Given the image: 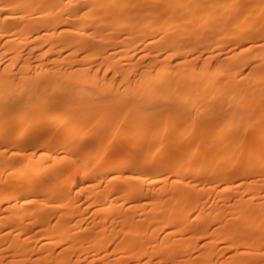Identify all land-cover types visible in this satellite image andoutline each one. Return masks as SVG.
Instances as JSON below:
<instances>
[{
  "label": "bare ground",
  "instance_id": "obj_1",
  "mask_svg": "<svg viewBox=\"0 0 264 264\" xmlns=\"http://www.w3.org/2000/svg\"><path fill=\"white\" fill-rule=\"evenodd\" d=\"M24 47L26 49L23 51ZM62 92L65 94L62 95ZM262 99L264 0H0V146L4 147V150L0 148V176L6 172L9 176L6 178L17 175L18 180L14 186L26 182L23 192L15 194L16 196L9 191L0 193V205L6 202L5 209H11L9 230L4 233L0 230V240L2 235H9L11 238H8L3 249L8 252L12 250L13 254L18 255V260L15 257L16 260H13L17 263L28 260L32 264L39 261L51 264L56 260L70 262L72 255L77 257L82 253L81 261L90 263L101 261L105 264H125L145 259L144 264H156L151 261L154 256L157 258L159 255V261H162V257L167 258L169 250L176 253V248L182 244L177 245L179 237L176 239L174 235L187 228L208 239L203 242V257L206 254L209 256L207 262L232 264L228 260V251L234 237L239 235V244L244 247L240 238L244 236L246 242L247 239L250 240L253 230L256 231L259 226L264 227V200L261 204V199L259 202L256 200L259 203L256 206L254 202L256 207H247L251 206L246 201L249 196L248 199L244 196L239 197L242 199L237 197L239 200L233 198L229 201L222 198L223 193L229 191L225 187L228 183L219 189L215 188V183L222 181L228 170L235 171L240 166L229 164L233 154L237 152L234 150L235 140L232 139L234 135L231 136L229 132L232 127L247 130L254 127L256 120L262 119L258 122L260 125L255 129V134L259 133L258 140L260 133L264 135ZM93 104L100 106L92 112L97 116L96 119L108 115L109 119L118 118L126 124L124 126L130 125V128L136 130V134L132 133L135 136L132 139L135 152L125 153L127 157L113 165L103 154L97 159V166H90V155L83 152L85 163L73 162L72 167L75 169L71 172L70 180L65 181L70 175L52 173L53 188L39 185V191L33 179L35 174L39 177L44 176L43 174L46 176L47 167H44L42 161L46 153L41 152L44 157L41 154L36 155L37 157L34 155L47 137L28 139L29 143H24V140L29 135L35 136V130L61 125L70 126L69 133L67 130L60 131L64 132L60 137L61 143L66 146L72 140V145L78 146L83 138L96 132L89 133L88 121L79 118V121L70 120L68 115L71 113L68 112L75 110L88 115ZM71 127L75 134L71 133ZM124 130L126 134L123 129V133L120 132L129 141L132 137L127 135L126 128ZM50 132L58 133L53 127ZM95 138H91L93 145H99L100 139L96 142ZM48 144L53 143L51 141ZM49 146L43 145V149L47 151ZM199 146L203 147L201 151ZM12 147H16V152L11 153L18 155L19 159L10 165L8 163L7 167L4 166V158L7 156L5 149ZM254 155L261 164L256 165L252 170L254 172H251L249 169L252 166L247 160L244 174H254L263 169L264 154ZM94 166L98 177L107 175L106 181L110 183L107 182L106 188L99 191L102 192V199L98 198V191L88 190L89 194H85L87 208H84L89 209L92 215L87 218L89 214H86L83 219L80 208H76L78 205L74 208L69 205L73 200L76 205V200L71 199L70 195V198L67 197L64 190L90 180ZM29 170L30 175L27 173ZM48 171L51 172L50 168ZM210 172L214 176L211 178L209 174L210 177L206 179V173ZM25 173L29 177L25 178ZM167 173L170 174L169 177ZM239 173L242 174L241 171ZM196 175L204 177L202 183ZM153 179L155 185L151 186L148 181ZM198 182L203 184L200 188H204H198L200 192H206L202 201V197L199 199L198 194L193 193L196 190H189L190 184L196 185ZM231 183L229 184L232 186ZM229 189L232 191L231 187ZM220 190L223 191L222 194L215 192ZM244 190L245 188L242 192ZM211 193L212 197L209 196ZM231 193L232 196L235 195L234 192ZM59 195L62 199V195H65L67 199L60 200ZM252 197L253 195L250 199ZM55 199L58 205L66 204L69 208L61 213L62 220L65 219L70 225L61 221L65 225L58 223V226L55 223L57 225L52 227L53 224L49 225L50 218L45 222L50 227L43 228V223V227L41 225L39 229L45 230L44 233H38L40 236L35 237L34 244L30 246L27 242L29 234L24 229L31 230L32 224H27V220V225L22 224V229L21 220L32 219L31 213L36 210L44 211V204ZM141 200L145 202L142 203ZM249 201L253 205V200ZM20 204L21 207H28L21 209ZM51 205L52 203L48 205V209ZM145 208L151 215H142L144 218H141L140 214L146 211ZM34 214L38 216L36 212ZM24 215L29 216L26 218ZM58 218L61 219V215ZM232 219H237L238 222H233ZM71 220L72 223H69ZM179 225H183L181 228L177 227L180 231L175 229ZM167 227H172L169 231L176 230L177 233L172 234L175 239L172 238L168 247H165L166 241L169 242L168 237H171ZM145 229L149 232V242L143 238L147 232ZM27 232L31 233L29 230ZM160 233L165 234H162L163 237L159 238L157 244L152 245L151 241ZM263 233L264 230L259 232V237H254L253 234L254 239L258 238L248 240L249 243L246 242L248 245L244 248L259 246L256 249L258 251L261 245L259 242H264ZM105 236L109 237L108 242L104 241ZM69 241L72 247L75 246V252H54L57 245ZM218 244V252L213 253V248ZM244 248L243 253H246L248 250ZM262 248L259 250L264 253ZM1 249L0 243V251ZM250 250L253 251L252 248ZM212 253L214 257L210 256ZM33 255L38 256L32 259ZM252 256L250 258L253 261L255 257ZM263 260L261 261L264 262Z\"/></svg>",
  "mask_w": 264,
  "mask_h": 264
},
{
  "label": "rangeland",
  "instance_id": "obj_2",
  "mask_svg": "<svg viewBox=\"0 0 264 264\" xmlns=\"http://www.w3.org/2000/svg\"><path fill=\"white\" fill-rule=\"evenodd\" d=\"M28 45V44H27ZM26 47H28V46H26ZM26 47H24L23 48V51L26 49ZM29 49H30V46H29ZM28 48H27V51L26 52H28V50H29ZM35 50V49H34ZM26 52H24V53H26ZM46 67V66H45ZM69 83H70V81H69ZM65 93L64 92H62V95H64ZM261 102H264V99H262L261 100ZM99 105L98 104H93L92 106H91V109H90V112H89V114L88 115H85V114H83V113H79L78 111H75V110H72V111H69L68 112V114H70V115H68L69 116V119L70 120H73V121H75V120H78V118L79 119H81V120H85V122H87L88 121V127H87V130L88 129H90V130H88L89 131V133H94V132H96V133H94V134H90L88 137H85V138H83L82 139V142L78 145V146H73L72 144V140L71 141H69L67 144L68 145H66L65 146V144H62L61 142H62V140H61V134L62 133H64V132H60V131H62V130H69L70 129V126H66V127H63V126H61V125H59V126H53L52 125V127L54 128V129H56L57 131H58V133H54V134H52L51 132H50V128H52L51 126H46L45 127V129H43V130H35L34 132V134H36L35 136H31V135H29V136H27V138L24 140V143H25V141H28V142H26V143H29V140L31 139V140H33V138L34 137H44V138H46L47 137V139L46 140H48L50 143H51V141H52V143L54 144H48L49 142H46V140H44V143H43V145H44V147L45 146H49V145H51V146H49L50 148H48V150L46 151V150H44L43 149V145L41 146V148H37V150H35V155L34 156H38L39 154H41V152H43V154L44 153H46L45 155H46V157H44V155L43 154H41V156H43L44 157V159L46 158V160H44L43 159V157H42V161L44 162H42L43 163V165H44V167L47 169V173H46V176H45V174H43L44 176H40L39 177V175H37V174H35V176H34V183H35V186H36V188H38V190H39V185H43V186H46V187H52L53 188V186L51 185V183L53 182V175L54 174H52V173H60V174H62L63 176H68V175H70V176H68L69 178H67V179H65V181L67 182L68 180H70V178L72 177V175H71V172L72 171H74V169L75 168H73L72 167V164H73V162H77V164L78 163H82V161H83V163H85V161H84V159L82 158V154H83V152H84V154H86L87 155V153H88V155H90V160L88 159V161L90 162L89 163V165L90 166H93V165H96L97 166V159L98 158H100V156H102L103 154L105 155V157H106V159L108 160V162L111 164V165H113L115 162H117V161H119L120 159H122V158H124V157H127V152H129V153H132V152H135V145H133L134 144V142L132 141V139L134 140V138H135V136L132 134L133 132H134V134H136L137 132H135L136 130H134V129H132V127L130 128L129 126H124V125H126V124H124V122H121L122 120H120V119H118V118H116V119H109L108 118V115H106V117L104 116L103 118H97L96 119V117L94 116V113H92V112H95L97 109H99ZM256 106H253V108H255ZM53 108H55V107H50V109H53ZM92 110V111H91ZM81 115V116H80ZM91 115V116H90ZM80 116V117H79ZM82 116H83V118H82ZM88 116H90L89 117V120H88ZM106 119H109V121L108 120H106ZM98 120V121H97ZM106 120V122H104ZM116 120H117V122H116ZM79 121V120H78ZM99 121H101V122H99ZM262 121V119H258V120H256V122L255 123H253V126L254 127H252V128H250V129H247V130H236L234 127H232L231 129H230V135L232 136V135H234L233 136V140H235V145L234 146H236V148L234 149L235 151H237L236 152V154L234 153L233 154V157H232V159L230 160V165H240V166H236L238 169H240V168H242V169H240V170H238V169H236L235 171H234V169L232 170V169H230V170H228V172H227V174H226V176L224 177V179H222V181H219V183L217 184V183H215L216 185L215 186H217V187H215V188H221V186H223V184L225 185V184H229V183H231L232 184V186L230 185V187H231V190L232 191H230V187L228 186V184L225 186V187H228L227 189L229 190V191H225L224 193H223V191H219V192H217L218 190L217 189H215V190H217V191H215L217 194L219 193L220 194V192H221V194L223 193L224 195H223V197L222 198H226V199H229V201L231 200L232 201V199L233 200H235V198H239V197H243L244 198V196H246L245 197V199L249 196V200H253V205H252V202H250L249 200H246L247 201V204L249 203V204H251V206L249 205V206H247V207H256L259 203L261 204L262 203V200H264V167H263V169L261 168L260 169V171L258 170V171H255V173L254 174H252L251 172H254V171H252L253 170V168L256 166V165H259V164H261V162H258V160H256L257 159V157H255V155L254 154H257V153H262V154H264L263 152H264V143H263V140H264V135H261V133H260V136H259V140H258V135H259V133H257V134H255L256 133V131H255V129L260 125V123L258 124V122H261ZM84 122V123H85ZM98 122H99V124H98ZM122 124H121V123ZM87 124H86V126H87ZM102 124V125H101ZM124 124V125H123ZM94 125H95V127L96 126H98V127H96V129H95V127H94ZM106 125H107V127H106ZM121 127H120V126ZM124 127H123V126ZM99 126H101V127H99ZM118 126V127H117ZM69 127V128H68ZM67 128V129H66ZM99 128H100V130H99ZM117 128H119L118 129V131L116 130H114V129H117ZM124 128H126V131L128 130V128H130L129 130H128V133H127V135L129 136V135H131V137L132 138H130V140L128 141V137L126 138V136H124L126 133L124 132L125 130H124ZM72 127H71V133H72ZM123 129V132L125 133L124 135L123 134H121V130ZM91 130H93V131H91ZM102 130V131H101ZM121 132H120V131ZM132 130V131H131ZM134 130V131H133ZM234 130H236L235 131V133H234ZM250 130H252V131H250ZM98 131V132H97ZM100 131V132H99ZM250 131V132H249ZM255 131V132H254ZM70 131H68V133H69ZM120 132V134H117V133H119ZM122 132V133H123ZM129 132H130V134H129ZM254 132V133H253ZM70 133V134H71ZM101 133V134H100ZM234 133V134H233ZM247 133V134H246ZM58 134V135H57ZM72 134H75V133H72ZM235 134H236V136H235ZM262 134H264V133H262ZM134 137H133V136ZM94 136V137H93ZM101 136V137H100ZM105 136V137H104ZM250 136V137H249ZM255 136H257V137H255ZM97 139H96V138ZM102 137H103V139H102ZM91 138H95L94 140H96V142L97 141H99V139H100V141L101 142H99L98 144L99 145H97V143H94V145H93V142H92V140H91ZM123 140H122V139ZM29 139V140H28ZM34 139H36V138H34ZM102 139V140H101ZM256 140V141H255ZM88 141V142H87ZM132 141V142H131ZM30 142H32V141H30ZM56 142H58L57 144H56ZM128 144H127V143ZM131 142V143H130ZM238 142V143H237ZM255 142V143H254ZM45 143H46V145H45ZM83 143V144H82ZM93 145H91V144ZM133 143V144H132ZM262 143V145H260ZM132 144V145H131ZM237 144V145H236ZM246 144V145H245ZM56 145H58V146H56ZM62 145H64V147H65V149H64V147H62ZM95 145H97L96 147H95ZM53 146H56L55 148H57V149H51V147L53 148ZM131 146H133L134 147V149H133V147H131ZM261 146H262V148H261ZM59 147V148H58ZM84 147V148H83ZM93 149H92V148ZM131 147V148H130ZM199 147H201V149H199L200 151L203 149V147L202 146H199ZM250 147V148H249ZM0 148H1V150H4V147L3 146H0ZM75 148V149H74ZM242 148V149H241ZM247 148V149H246ZM14 149V150H13ZM16 147H12V148H7V149H5V151H10V152H5V154L8 156H6L5 158H4V166H6L7 165V167L11 164V163H14V161H17L18 159H19V156L17 155L16 156V154H13V153H15L16 152ZM41 149V150H40ZM59 149V150H58ZM72 149H74V150H72ZM77 149H78V151H77ZM84 149H87V150H84ZM131 149V150H130ZM238 149V150H237ZM244 149H245V151H244ZM252 149V150H251ZM0 150V151H1ZM45 152H44V151ZM52 150V151H51ZM58 150V152H56ZM63 152H62V151ZM133 150V151H132ZM241 150V151H240ZM248 150H249V152H248ZM39 151H40V153H39ZM81 151V152H80ZM239 151V152H238ZM263 151V152H262ZM11 152H13V153H11ZM66 152V153H65ZM68 152H69V154H68ZM80 152V153H79ZM86 152V153H85ZM252 154H251V153ZM256 152V153H255ZM106 153V154H105ZM126 153V154H125ZM13 154V155H12ZM53 154V155H52ZM60 154V155H59ZM241 154V155H240ZM56 155V156H55ZM61 155H62V159L60 160V158H61ZM64 155V156H63ZM103 155V156H104ZM125 155V156H124ZM252 155H254V157H252ZM36 156V157H37ZM55 156V157H54ZM97 156V157H96ZM54 157V158H53ZM57 157V158H56ZM59 157V158H58ZM195 157H198L197 155L195 156ZM238 157V158H237ZM49 158H50V160L51 159H54V160H49ZM66 158H68V160L66 159ZM69 158H71V159H69ZM75 158V159H74ZM253 158V159H252ZM81 159V160H80ZM58 160V162H56ZM67 160V161H66ZM71 160V161H70ZM76 160V161H75ZM77 160H79V161H77ZM85 160H87V159H85ZM247 160H248V163L250 164V167L252 166V168L251 169H249L251 172H249L248 170V172L251 174V175H254V176H251V175H249V173H243V169L244 168H246V163H247ZM259 160H260V158H259ZM262 160V159H261ZM260 160V161H261ZM54 161V162H53ZM87 161V162H88ZM246 161V162H245ZM5 162H7V164H5ZM47 162H49L50 164H48ZM251 162H253V163H251ZM8 163H9V165H8ZM46 163V164H45ZM55 165H54V164ZM240 163V164H239ZM247 163V164H248ZM254 163H255V165H254ZM257 163V164H256ZM138 164H140V162H138ZM242 164V165H241ZM243 164H244V166H243ZM251 164H253V165H251ZM96 166H94V168L95 169H93V172H92V178H90V180H85L84 182H82V183H79L76 187H73V188H71V189H67V190H64V194H65V192H66V194L65 195H68L67 197H69V195H70V197H71V199H75L76 200V205H75V201L73 200H71L73 203L71 204H69V205H73V208H74V206L76 207L77 205V207L76 208H80V210H79V212H81L82 213V217L81 218H83L84 219V215H88L89 214V216L87 217V216H85V217H87V218H90V216L92 215L91 214V212L89 213V209H85V208H87V205L85 204L86 202H85V197H86V195H88L89 194V192H88V190L90 189V190H94V191H98V194H99V196H98V198L100 199H102V192H100L99 193V191L100 190H104L105 188H106V184H107V182H108V184L110 183V181H106V178L108 177L107 175L105 176V177H103V175L101 176V177H98V173H97V171H96ZM73 169H72V168ZM49 168H50V173H49ZM240 172H242V174L241 173H239L238 171ZM215 171V170H214ZM245 171V170H244ZM27 173L30 175V170L29 171H27ZM27 173H25L26 175H25V178H27V177H29V176H27ZM215 173V172H214ZM213 173V174H214ZM6 174H7V172H6ZM6 174H3L2 176H0V193H3V192H6V191H9V192H11V194H13V195H15V194H18V193H21V192H23V190L25 189V186H26V182L24 181L22 184H20V186H14L15 184H16V181L18 180V176L17 175H12V177L11 178H6V177H9V176H7ZM169 173H167V177H169L170 176V174L168 175ZM208 174V175H207ZM209 174H210V176L212 175V173L210 172V173H206V175H205V178L207 179V178H209L210 176H209ZM230 174V175H229ZM234 174V176H232ZM239 174V176H240V178H239V176H237ZM242 175V176H241ZM246 175V176H245ZM259 175V176H258ZM93 176H95L94 177V179H93ZM97 176V177H96ZM200 180H201V183H202V179L204 178L203 176H198V175H196ZM214 176V175H213ZM213 176H211V178L213 177ZM229 176V177H228ZM230 176H231V178H230ZM245 177V179H243L244 177ZM247 176H249V177H247ZM4 177V178H3ZM37 177H39V179H41V181H39V179L37 178ZM48 177V178H47ZM203 177V178H202ZM239 179H238V178ZM255 177V178H254ZM99 178V179H98ZM100 178H102V179H100ZM226 178V179H225ZM237 178V179H236ZM242 178V179H241ZM258 178H260V179H258ZM3 179V180H2ZM37 179V180H36ZM99 181H98V180ZM108 179V178H107ZM236 179V180H235ZM255 179H256V181H255ZM243 180V181H242ZM105 181V182H104ZM154 179L153 180H150V181H148V182H150L149 184L152 186V184L153 185H155V183H154ZM235 181V182H234ZM255 181V182H254ZM260 181V182H259ZM262 181V182H261ZM37 182H39V184L37 183ZM104 182V183H103ZM186 182V181H185ZM187 182H189V183H191L192 181H190V180H187ZM225 182V183H224ZM234 182V183H233ZM249 182V183H248ZM42 183H44V184H42ZM46 183H48V185L46 184ZM98 183H100V184H98ZM120 183H121V181H120ZM221 183V184H220ZM237 183V184H236ZM5 184V185H4ZM50 184V185H49ZM53 184V183H52ZM247 184V185H246ZM250 184V185H249ZM253 184V185H252ZM38 185V186H37ZM87 185H89V187L87 186ZM95 185V186H94ZM99 185V186H98ZM199 185V186H198ZM203 185V184H202ZM201 184H200V182H198V184H196V185H192V184H190L189 185V190H196L197 191V193H196V191H194L193 193H195V194H198L197 196H198V198L200 199L201 197V199H200V201H202V200H204L205 199V196H206V192L204 193V191L202 192H200V190L199 189H201V188H203V187H201L200 188V186H202ZM233 185H234V187H233ZM241 185V186H240ZM88 188H87V187ZM191 186V187H190ZM251 186V187H250ZM48 187V188H49ZM83 187V188H82ZM95 187V188H94ZM96 187L98 188V189H96ZM236 187H238V189L236 188ZM247 187V188H246ZM40 188H42V186H40ZM45 188V187H44ZM57 188H58V186H57ZM87 188V189H86ZM101 188V189H100ZM197 188V189H196ZM199 188V189H198ZM223 188V187H222ZM245 188V192H242L243 191V189ZM252 188V189H251ZM86 189V190H85ZM204 189V188H203ZM202 189V190H203ZM226 189V190H227ZM240 189V191H238ZM17 190V191H16ZM41 190V189H40ZM39 190V191H40ZM192 190H191V192H192ZM237 192H236V191ZM254 190H255V192H254ZM256 190H258V191H256ZM3 191V192H2ZM250 191L252 192L251 194H250ZM16 192V193H15ZM77 192H80V194L78 195V193ZM231 192H234L235 193V195L233 194V196L231 195L232 193ZM248 192H249V194H248ZM254 192V193H253ZM69 193V194H68ZM88 193V194H87ZM231 193V194H230ZM248 195H247V194ZM74 194V195H73ZM76 194H77V196H76ZM86 194V195H85ZM201 194H202V196H201ZM204 194V195H203ZM215 194V193H214ZM216 194V195H217ZM237 194V195H236ZM254 194H256V195H258V196H254ZM13 195H12V197H13ZM65 195H62L63 196V199L65 200V199H67V198H65L66 196ZM72 195V196H71ZM84 195V196H83ZM228 195L230 196L231 195V197H228ZM251 195H253V197L250 199V196ZM16 196V195H15ZM14 196V197H15ZM65 196V197H64ZM209 196H211L212 197V193H211V195H209ZM214 196V195H213ZM219 196H221V195H219ZM69 197V198H70ZM72 197H77V198H72ZM216 199H217V196H214ZM55 198V197H54ZM53 198V199H54ZM56 198H58V197H56ZM59 198H61L60 197V195H59ZM68 198V199H69ZM84 198V199H83ZM237 198V199H238ZM62 198L60 199V200H63ZM165 199H166V197H165ZM165 199H163V200H165ZM236 199V200H237ZM239 199H242V198H239ZM238 199V200H239ZM245 199H243V200H245ZM248 199V198H247ZM261 199V200H260ZM82 200V201H81ZM84 200V201H83ZM134 199L132 198L131 199V201H133ZM146 202H150V201H148V199L146 200V199H144ZM144 200H141L142 201V203H144L145 201ZM162 200V201H163ZM259 202V200H260V202L259 203H256L257 201ZM47 201V200H46ZM49 201H51V200H49ZM53 201V200H52ZM48 202L49 204L50 203H52V205H51V208L50 209H52V208H54V209H52V210H50V209H48L49 207H48V205L49 204H47L46 205V203L44 204V211H39V210H36V211H34L33 213H31L32 214V219H30V218H28V219H23V215L22 216H20V217H22V219L23 220H21V221H23V222H20L21 223V227L24 225H27V224H32V228H31V230L30 229H28L29 231H31V233H29V232H27L28 230H26L27 228H25L24 229V227H22V229H24V232L26 231V233L27 234H29L28 235V238H27V242L29 243V245L31 246V245H33L34 243L33 242H35V237H38V233H40L41 235H42V233H44V229L43 228H46V227H48L49 225H51V224H53L52 225V227H54V226H56L58 223L59 224H61V225H65V223H60L61 221H66L65 219L64 220H62L63 218H62V214L63 213H61V212H65L66 211V209H69V208H67L64 204V206L62 205V204H60V205H58V202L56 201V199L53 201V202ZM56 201V202H55ZM59 201V200H58ZM68 201V200H67ZM70 201V202H71ZM140 201V202H141ZM144 201V202H143ZM245 201V202H246ZM4 202V201H3ZM57 203L55 206H53V204H55V203ZM60 202V201H59ZM81 202H84L83 204H81ZM138 201H136V203H137ZM139 202V203H140ZM256 203V206H255V203ZM4 203H6V202H4ZM4 203H2V205H3V207H2V205H0V214L2 215V216H4V217H0V230H1V232L2 233H4V232H7L8 230H9V227L8 226H11V209L9 208V207H6V209H5V206L7 205V204H4ZM61 203V202H60ZM80 203V204H79ZM24 204V203H23ZM25 204H28V203H25ZM24 204V205H25ZM147 204V203H146ZM5 205V206H4ZM23 205V207H28L27 205L26 206H24ZM29 205V204H28ZM62 205V206H61ZM68 205V206H69ZM22 205L20 204V208L22 209L23 207H21ZM59 206H61L60 207V209H58L59 208ZM83 208H82V207ZM56 207V208H55ZM85 207V208H84ZM145 207V206H144ZM65 208V209H64ZM71 208H72V206H71ZM147 208H149V207H147ZM147 208H145V210L147 209ZM23 209H25V208H23ZM58 210V214H56L57 213V210ZM4 210V211H3ZM54 210H56V211H54ZM82 210H83V212H82ZM84 210H86V212L84 211ZM148 210V209H147ZM145 211L144 213H142V214H140V217L141 218H144V217H146V216H149V215H151V213L150 212H148V211ZM37 213L36 215H38V216H35V214L34 213ZM42 212H44V214L42 213ZM50 212V213H49ZM4 213V214H3ZM85 213V214H84ZM30 213H29V215H31ZM145 214V215H144ZM29 215H27V216H29ZM50 215V216H49ZM58 215V216H57ZM59 215H61V219L60 218H58L59 217ZM144 217H143V216ZM192 215H194V214H192ZM26 218H27V216L26 215H24ZM54 216V217H53ZM110 217L112 216L113 217V215H109ZM5 217L7 218V219H5ZM37 217V218H36ZM57 217V218H56ZM35 218V219H34ZM51 218V219H50ZM76 218V217H75ZM78 218V217H77ZM50 219V224L47 226V224L48 223H45V222H47V220H49ZM54 219V220H53ZM57 219V220H56ZM59 219H60V221H59ZM26 220V221H25ZM29 221V223H27L28 221ZM40 220V221H39ZM55 220H56V222H55ZM75 220V219H74ZM235 221H233V219H232V221L233 222H238V220L237 219H234ZM5 221V222H4ZM32 221V222H31ZM67 222V221H66ZM27 223V224H26ZM43 223H45V225H44V227H43ZM55 223H57V224H55ZM69 223H72V220L71 221H69ZM3 224H5V225H3ZM23 224V225H22ZM55 224V225H54ZM59 224H58V226H59ZM67 224H68V222H67ZM42 225V229L44 230V231H42L41 229H39L40 228V226ZM68 225H70V224H68ZM81 225H83V223L81 224ZM5 226V227H4ZM33 226H35V228L33 227ZM184 226H185V224H184ZM1 227H3L4 229H2ZM27 227V226H26ZM29 227V226H28ZM50 227V226H49ZM51 227V228H52ZM173 227V226H172ZM172 227H167L166 229L169 231V229H171ZM177 227H179V228H181V227H183V225H179V226H175V229L177 228ZM82 228V226L80 227V228H78V229H81ZM179 228H177L176 230H178ZM258 228V229H257ZM257 228H255V229H257L258 230V232H257V230L255 231V230H253L252 231V235H251V237L253 238V232H257V234L255 233L254 235V237H256V236H258L259 237V232H261L262 230H264V227L263 228H260V226L259 227H257ZM259 228L261 229L260 231H259ZM165 229V231H167ZM3 230V231H2ZM34 230V231H33ZM42 232H41V231ZM146 230H147V232H148V229H145L144 231L146 232ZM176 230L175 231H173V230H170L169 232H170V234L169 235H171V237L169 236L168 237V241L169 242H167L166 241V243L164 244L165 245V247H168V243H170V241L171 240H173V239H175V237H176V239H178V237H179V239H178V244L177 245H180V244H182L181 246L183 247V249H182V247L181 246H177L178 248H176V249H178L177 251H176V253L175 254H173L170 250L168 251V254L166 255V257L167 258H163L162 257V261H159L160 260V257H159V255H157V258H156V256H154L152 259H151V261L152 262H156V264H159V262H161L160 264H181V262H182V264H191V262L193 263V264H202V263H204V264H211V263H213V264H222L221 262H219V263H215V262H211V261H209V262H207L208 260V258H209V256H207L208 254H206L205 256L207 257H203V251H204V249H205V247L203 246L204 245V241H206V240H208L206 237H203L204 235H202L201 234V236H199V235H196V233H193L191 230H188L187 228L185 229V228H183L181 231H180V229H179V231L181 232H178L180 235H178V233L176 232ZM186 230V231H185ZM77 231V230H76ZM164 231V232H165ZM33 232V233H32ZM37 232V233H36ZM145 233L144 235H145V237H144V235H143V238L147 241V242H149L148 241V235L147 234H149V232L148 233ZM185 232H186V234H185ZM166 233V232H165ZM165 233H160V234H158V236L154 239V240H152L151 241V244L153 243V244H157V242L158 241H160V239L163 237V235L165 234ZM174 233H177L176 235H172V234H174ZM163 234V235H162ZM35 235V236H34ZM160 235V236H159ZM261 235V234H260ZM40 236V235H39ZM178 236V237H177ZM262 236H264V233L262 234ZM262 236H260V237H262ZM187 237V238H186ZM239 235H237L236 237H234V239L236 238H238L237 240L235 239V241H234V243H233V240L231 241V249H230V251H228V260L230 261V262H232V264H238V263H240V264H244V263H248V264H252V262H253V264H256L257 263V261H259L261 264L263 263L264 264V262H262L261 260H263L264 258V255H262V254H264L263 252H261L259 249L260 248H262L261 246H263L262 245V243H264V242H259V244H261L260 245V248L258 249V251L256 250L257 249V247H259V246H257V247H255V246H252L251 248H252V250L253 251H251L250 249L251 248H249L248 246H247V248H244V247H246L245 245H248V244H246V242L247 243H249V241H251V240H256V239H252L251 237H250V240L249 239H247V241L245 242V237L244 236H242L241 238H240V241L241 242H244V247H242V245L240 246V244H239ZM244 237V238H243ZM2 240H0V243H1V247H2V249H1V251H0V264H7V263H9V264H12L13 262V264H32V261L31 262H29L30 260H28V261H24L23 263H21V262H18L17 263V261H13V260H18V255H16V254H13V252H12V250H10L11 252H8V250H5V249H3L6 245H7V243L6 242H8L9 241V239H11L10 238V236L9 235H2ZM9 238V239H8ZM160 238V239H159ZM171 238V239H170ZM173 238V239H172ZM205 238V239H204ZM264 238V237H263ZM263 238H261V240L263 239ZM143 239V240H144ZM159 239V240H158ZM202 239V240H201ZM109 241V237L107 236H105L104 237V241L105 242H108ZM185 240V241H184ZM194 240V241H193ZM249 240V241H248ZM156 241V242H155ZM187 241V242H186ZM238 241V242H237ZM190 242V243H189ZM194 242V243H193ZM204 242V243H203ZM68 243V244H67ZM67 243H61V244H59V245H57L55 248H54V252L56 251V250H58V252L60 251H62V252H71V254H72V252H75V250H76V248H75V246H71V243H70V241L69 242H67ZM186 243V244H185ZM203 243V244H202ZM254 242L252 241V244H253ZM62 244H63V246H62ZM67 244V245H66ZM91 244V243H90ZM89 244V245H90ZM152 244V245H153ZM236 244V246H234ZM68 245H69V247H68ZM186 247H185V246ZM251 245V244H250ZM199 246V247H198ZM239 247V249H238V247ZM63 247H65V248H63ZM67 247H68V249H67ZM185 247V248H184ZM217 247H219V244L218 245H216L214 248H216V250H214V248H213V253H214V251H217ZM241 247V248H240ZM254 247V248H253ZM202 248V249H201ZM233 248V249H232ZM236 248V249H235ZM243 248L244 249H246V250H248V251H251V252H253V253H251V252H248L249 253V255L250 256H254L255 258H253V259H255V260H251L252 258H250V256L248 255V253L246 252V253H243V251H245V250H243ZM61 249V250H60ZM64 249V250H63ZM196 249V250H195ZM235 249V250H234ZM237 249L240 251V252H238L237 251ZM262 249H264V246H263V248ZM190 250V251H189ZM193 250H195L194 252H193ZM219 250V249H218ZM189 251V252H188ZM200 251V252H199ZM206 251V250H205ZM234 251V252H233ZM235 251H237L236 253H235ZM262 251H264V250H262ZM57 252V251H56ZM186 252H187V254H188V256H187V254H186ZM197 252V253H196ZM218 252V251H217ZM217 252H215V253H217ZM256 252L258 253V254H256ZM260 252V253H259ZM1 253H2V255H1ZM10 254L9 256L10 257H12V258H10V257H8V254ZM179 253V254H178ZM180 253H182V254H180ZM200 253V254H199ZM202 253V254H201ZM213 253L210 255V256H212L213 255ZM170 254H172L171 256H170ZM177 254V255H176ZM195 254V255H194ZM199 254V255H198ZM5 255V256H4ZM83 254L82 253H80V256H79V254H78V256L77 257H75L74 255H72L71 256V261L69 262V261H64V262H62L61 260L60 261H52L51 262V264L53 263V264H97V262H98V264H105V262H101V261H95V262H85V261H81V256H82ZM194 255V256H193ZM245 255H246V257H245ZM38 256V255H37ZM37 256H35V255H33L32 257V259H34L35 257H37ZM170 256V257H169ZM249 256V257H248ZM252 256V257H253ZM258 256H259V258H258ZM260 256H262V257H260ZM16 259H15V258ZM74 259H73V258ZM79 257V258H78ZM212 257H214V256H212ZM9 258V259H8ZM156 258V259H155ZM169 258H171V259H169ZM180 258V259H179ZM233 258V259H232ZM261 258V259H260ZM31 259V260H32ZM73 259V260H72ZM77 259H79L78 261H76V262H74L75 260H77ZM196 259V260H195ZM237 259V260H236ZM243 259H245V260H243ZM256 259H258L257 261H256ZM260 259V260H259ZM4 260H5V262H4ZM144 260V261H143ZM156 260V261H155ZM174 260H176V261H174ZM204 262H203V261ZM238 260L240 261V262H238ZM242 260V261H241ZM8 261V262H7ZM11 261V262H10ZM146 260L145 259H142V260H140V261H138L137 263L136 262H131V261H129V262H127V263H125V264H144V262H145ZM159 261V262H158ZM234 261H235V263H234ZM252 261V262H251ZM264 261V260H263ZM55 262V263H54ZM60 262V263H59ZM62 262V263H61ZM81 262V263H80ZM100 262V263H99ZM174 262V263H173ZM196 262V263H195ZM251 262V263H250ZM256 262V263H255ZM258 262V263H259ZM113 264V263H111V262H106V264ZM257 263V264H258ZM259 263V264H260ZM33 264H36V263H34L33 262ZM37 264H43L42 263V261H39ZM47 264H50V263H47Z\"/></svg>",
  "mask_w": 264,
  "mask_h": 264
}]
</instances>
